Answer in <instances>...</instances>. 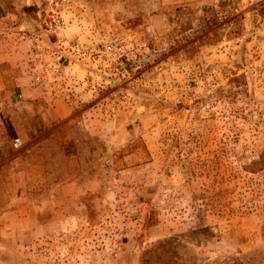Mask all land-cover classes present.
<instances>
[{
	"label": "rangeland",
	"instance_id": "1",
	"mask_svg": "<svg viewBox=\"0 0 264 264\" xmlns=\"http://www.w3.org/2000/svg\"><path fill=\"white\" fill-rule=\"evenodd\" d=\"M256 11L247 0H0V264L263 253ZM110 34L132 38L123 67L64 47ZM141 43L160 49L147 64L134 63Z\"/></svg>",
	"mask_w": 264,
	"mask_h": 264
},
{
	"label": "built area",
	"instance_id": "2",
	"mask_svg": "<svg viewBox=\"0 0 264 264\" xmlns=\"http://www.w3.org/2000/svg\"><path fill=\"white\" fill-rule=\"evenodd\" d=\"M249 5L255 8L256 11V22L259 27L264 30V0H247ZM55 23L58 27H64L65 21L61 17L56 18ZM149 39H154L155 34L152 31L148 33ZM132 38L129 35L125 37H120L116 34H110L108 36H102L98 41H90L88 43L81 42L79 39H74L71 42H68L64 47H68L69 50L75 52L81 60L85 62H99L101 58L106 60H111L117 63L118 66L123 67L125 61H127V43L131 42ZM64 41L63 43H65ZM133 43V42H132ZM147 46L146 43H141L140 47ZM147 48V53H141L138 58H135V64H147L151 59L157 55L160 49L157 45ZM140 66V65H139ZM56 71L58 74L65 72L64 67H61L60 64L56 66ZM40 78L36 77L38 81ZM13 146L15 148L22 147V141L18 138H15L13 141Z\"/></svg>",
	"mask_w": 264,
	"mask_h": 264
},
{
	"label": "trees",
	"instance_id": "3",
	"mask_svg": "<svg viewBox=\"0 0 264 264\" xmlns=\"http://www.w3.org/2000/svg\"><path fill=\"white\" fill-rule=\"evenodd\" d=\"M211 264H264V252H241L215 259Z\"/></svg>",
	"mask_w": 264,
	"mask_h": 264
},
{
	"label": "crops",
	"instance_id": "4",
	"mask_svg": "<svg viewBox=\"0 0 264 264\" xmlns=\"http://www.w3.org/2000/svg\"><path fill=\"white\" fill-rule=\"evenodd\" d=\"M16 83L17 84H19L18 82H20L21 84H23V85H27V83H28V80H26V77H22V76H18V77H16ZM23 92L25 93V94H27V95H29L30 94V90H29V87L27 86V87H24L23 88Z\"/></svg>",
	"mask_w": 264,
	"mask_h": 264
}]
</instances>
